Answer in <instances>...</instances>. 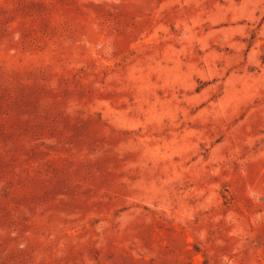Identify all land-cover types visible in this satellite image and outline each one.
<instances>
[{"label":"rangeland","instance_id":"374dc122","mask_svg":"<svg viewBox=\"0 0 264 264\" xmlns=\"http://www.w3.org/2000/svg\"><path fill=\"white\" fill-rule=\"evenodd\" d=\"M0 264H264V0H0Z\"/></svg>","mask_w":264,"mask_h":264}]
</instances>
